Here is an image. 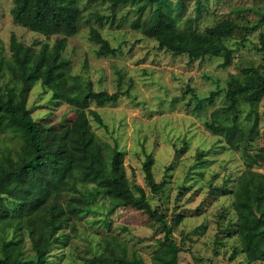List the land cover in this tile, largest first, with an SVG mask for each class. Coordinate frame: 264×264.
Here are the masks:
<instances>
[{"label":"rangeland","instance_id":"374dc122","mask_svg":"<svg viewBox=\"0 0 264 264\" xmlns=\"http://www.w3.org/2000/svg\"><path fill=\"white\" fill-rule=\"evenodd\" d=\"M176 3L177 0H165L163 6L179 27L188 16L201 30L225 18L237 22V28L224 40L232 48L229 65L222 66L218 55L191 58L186 53L174 54L159 48L155 39L132 26L137 11L129 2L117 5L113 21L91 20L115 47L114 53L98 55V44L89 39L86 19L94 9L109 13L107 1L80 0L83 17L79 30L65 36L46 35L20 25L11 14L14 0H0V57L20 66L27 59L26 47L36 50L39 42L47 41L48 57H68L72 74L82 82L91 79L95 89L110 92L128 89L112 102L99 105L90 101L89 107L102 117L100 123L90 116L91 126L110 145L102 155L108 162L111 148L116 145L123 153V170L117 176L133 189L142 185L148 201L162 212L168 224L175 215H182L171 233L182 249L175 252L160 245L163 227L146 212L116 204L115 198L103 192L80 196L65 190L61 197L64 205L73 196H80L86 209L65 217L49 245L47 264H79L103 250L106 243L117 249L125 245L129 253L135 250L145 261L158 264H264V259L248 260L242 251L232 206V191L245 168V156L249 152L264 155V95L256 108L242 103L239 112L244 125L256 124L252 138L229 144L223 134L204 126L212 111L225 100L223 90L229 73L264 65V49H259L260 36H264V0H200L199 9L198 0H184L181 16L176 14ZM151 10L146 7L141 22ZM12 34L21 43L15 52L10 48ZM260 72L264 75L263 66ZM0 81L12 84L7 68ZM211 90L219 92L212 101L203 100ZM27 106L35 121L45 127L48 145L51 135L78 111L67 101L52 98V91L40 81L32 86ZM24 143L21 129L11 125L0 129V153L17 157ZM199 150L206 154L197 158ZM147 153L153 157L154 179L163 182L158 194L149 191L144 177L142 161ZM252 168L264 173V159ZM6 201L14 207L9 198ZM47 227L43 212H38L27 217L19 230L10 227L5 234L20 232L27 254L32 251L29 233ZM192 255L203 260L194 261Z\"/></svg>","mask_w":264,"mask_h":264},{"label":"trees","instance_id":"16d2710c","mask_svg":"<svg viewBox=\"0 0 264 264\" xmlns=\"http://www.w3.org/2000/svg\"><path fill=\"white\" fill-rule=\"evenodd\" d=\"M107 1L109 13L98 9L90 12L86 21L89 39L97 43L96 53L105 55L114 53L115 47L104 37L99 28L91 23L114 20L118 4L129 2L134 5L137 15L132 26L156 40L159 48L174 54L186 53L191 58L205 55L222 57L221 65L232 61V48L225 43L237 28V22L225 18L198 29L193 18L188 16L182 27L175 18L164 9L165 0H101ZM198 0V8L199 9ZM152 7L149 15L141 22L146 7ZM185 9L184 0H177L176 14L181 16ZM13 20L20 25L46 35L62 34L70 36L78 32L83 17L80 0H14L11 8ZM264 19V11L261 15ZM260 50L264 49V36H260ZM21 43L15 34L10 36V48L15 52ZM27 48V59L22 65L0 57V77L7 68L11 85L0 81V129L7 125L21 129L25 143L17 152V157L0 153V264H47L51 240H54L62 227L65 217L70 213L82 211L85 206L82 197L103 192L116 199V204L132 206L146 212L152 219L161 223L164 234L160 245H167L175 252L181 247L171 237L173 227L182 219L177 214L168 224L156 207L147 199L142 185L134 189L123 182L117 173L123 170V153L113 145L110 160L102 155L110 145L94 132L90 116L102 122L100 113L89 107L90 101L102 105L115 101L128 89L110 92L95 89L91 79L81 81L72 74L71 61L59 56L50 59L49 44L39 42L36 50ZM261 66H247L239 73H229L224 88L225 100L216 107L204 126L212 132L223 134L229 144H235L252 138L257 130L256 124L244 125L239 119L242 103L256 108L264 95V75ZM36 81L52 91V98L63 99L78 108L75 117L63 128L53 133L50 145L45 142V127L39 125L27 106V98ZM218 90H211L203 100L212 101ZM205 151L196 152V157L205 155ZM264 159L260 152L247 153L245 168L233 189V209L236 213V233L239 236L242 251L248 260L264 259V173L252 168ZM153 157L147 153L142 161V169L149 191L158 194L163 187L162 181H156L152 174ZM92 182L93 186L88 184ZM81 183V186L78 185ZM71 190L80 196L67 200L64 205L63 191ZM11 200L14 207L6 201ZM43 212L47 228L31 231V252L23 251L20 232L7 236L8 228L19 230L27 217ZM188 250V249H186ZM189 251V250H188ZM234 253L236 250L233 251ZM233 256V255H231ZM194 261H202L192 255ZM79 264H158L147 262L135 250L130 253L125 245L118 249L105 244L98 253L87 256Z\"/></svg>","mask_w":264,"mask_h":264}]
</instances>
